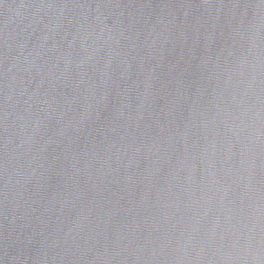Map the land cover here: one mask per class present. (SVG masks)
<instances>
[{
	"label": "water",
	"instance_id": "95a60500",
	"mask_svg": "<svg viewBox=\"0 0 264 264\" xmlns=\"http://www.w3.org/2000/svg\"><path fill=\"white\" fill-rule=\"evenodd\" d=\"M0 264H264V0H0Z\"/></svg>",
	"mask_w": 264,
	"mask_h": 264
}]
</instances>
